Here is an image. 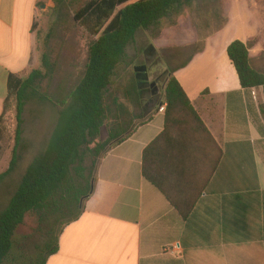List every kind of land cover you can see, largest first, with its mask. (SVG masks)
<instances>
[{
  "label": "crops",
  "instance_id": "obj_1",
  "mask_svg": "<svg viewBox=\"0 0 264 264\" xmlns=\"http://www.w3.org/2000/svg\"><path fill=\"white\" fill-rule=\"evenodd\" d=\"M51 3L0 0V119L14 109L10 76L40 67L35 29ZM249 40L241 39L264 73V29ZM205 53L174 72L223 152L191 214L182 217L142 173L145 149L165 128V85L157 103L141 102L148 122L99 162L84 213L46 264H264V87L243 89L228 54L226 71L207 79L194 67Z\"/></svg>",
  "mask_w": 264,
  "mask_h": 264
},
{
  "label": "trees",
  "instance_id": "obj_2",
  "mask_svg": "<svg viewBox=\"0 0 264 264\" xmlns=\"http://www.w3.org/2000/svg\"><path fill=\"white\" fill-rule=\"evenodd\" d=\"M79 0H55L53 12L63 16L65 9ZM201 0H88L74 15V21L95 38L89 47V59L83 78L72 91L49 143L27 168L20 185L0 212V264H17L15 236L26 215L34 214L40 228L48 233L44 256L39 264L59 250L64 229L80 219L85 203L92 195L99 162L109 149L124 142L135 130L126 128L123 106L114 99L119 113L107 105V95L118 68L128 57L140 30H150L161 20L179 13ZM240 85L245 90L264 87V73L252 65L250 47L241 40L227 48ZM168 72L165 88L164 131L145 149L142 161L144 179L158 189L184 218L194 210L222 158V150L209 131L180 81ZM55 66L47 53L41 68L28 76L11 75L10 96H16L15 148L7 171L0 174V184L16 169L18 148L23 141L24 113L29 101L39 94L40 85L51 79ZM127 97L139 99L134 86ZM264 119V104L260 106ZM122 113V114H121ZM140 125L146 124L143 114ZM4 119H0V140ZM108 138L100 142L103 128ZM91 160V164L87 162ZM59 230L54 233V226ZM19 258V259H18Z\"/></svg>",
  "mask_w": 264,
  "mask_h": 264
},
{
  "label": "rangeland",
  "instance_id": "obj_3",
  "mask_svg": "<svg viewBox=\"0 0 264 264\" xmlns=\"http://www.w3.org/2000/svg\"><path fill=\"white\" fill-rule=\"evenodd\" d=\"M87 1L79 0L74 6L66 8L63 16H59L53 12L55 0H52L51 6L40 16L35 29L40 55L39 68L42 55L47 53L55 66V73L40 85L38 96L26 106L17 167L0 184V212L8 206L29 165L46 149L60 113L66 107L64 104L69 101L70 94L84 76L89 47L95 38L74 21V15ZM259 27L264 29V0H201L161 20L150 30H140L128 50L126 62L118 68L107 95V105L113 111L109 122L112 123L119 115L114 105L115 98L123 106L125 114H121L128 130L141 121L139 116L144 110L142 106L136 105L139 99H129L126 94L132 92L134 86L139 91L134 71L136 67L147 66L149 81L155 82L157 88L163 91L170 70L188 64L195 56L206 51L197 59L194 67L202 68L205 77L211 79L214 69L220 73L226 71L222 60L227 56L228 45L248 35L251 39L249 45L254 46V34ZM214 52L220 54L215 55ZM253 55L252 65L259 70L262 64L256 53ZM12 103L14 109L2 124L0 174L9 168L15 148V95H12ZM107 138L108 131L104 127L100 142ZM90 164L91 160L87 162V165ZM57 230L59 226L55 225L54 233ZM47 233L40 228L34 214L26 215L15 236L13 255L16 258L21 256L17 264L41 262L44 256L41 250L49 238Z\"/></svg>",
  "mask_w": 264,
  "mask_h": 264
},
{
  "label": "flooded vegetation",
  "instance_id": "obj_4",
  "mask_svg": "<svg viewBox=\"0 0 264 264\" xmlns=\"http://www.w3.org/2000/svg\"><path fill=\"white\" fill-rule=\"evenodd\" d=\"M138 83L140 84L141 102L147 101L148 105H154L157 103V84L155 82H150L149 79L145 80L143 78H140Z\"/></svg>",
  "mask_w": 264,
  "mask_h": 264
},
{
  "label": "water",
  "instance_id": "obj_5",
  "mask_svg": "<svg viewBox=\"0 0 264 264\" xmlns=\"http://www.w3.org/2000/svg\"><path fill=\"white\" fill-rule=\"evenodd\" d=\"M135 74H136V79L139 81L140 78H143L145 80H148L149 79V76H148V69H147V66H138L135 68ZM138 86H139V96L141 98V91H140V84L138 83Z\"/></svg>",
  "mask_w": 264,
  "mask_h": 264
},
{
  "label": "built area",
  "instance_id": "obj_6",
  "mask_svg": "<svg viewBox=\"0 0 264 264\" xmlns=\"http://www.w3.org/2000/svg\"><path fill=\"white\" fill-rule=\"evenodd\" d=\"M254 89H256V88H254ZM254 95H255V99H257V98H258V97H257V93H254ZM166 108H167V104L165 103V104H163V106L161 107L160 111L165 112V111H166Z\"/></svg>",
  "mask_w": 264,
  "mask_h": 264
}]
</instances>
